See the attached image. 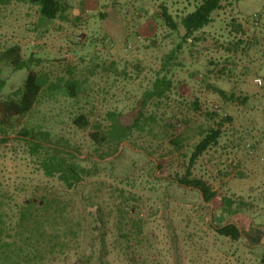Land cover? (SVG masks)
Returning <instances> with one entry per match:
<instances>
[{"label": "rangeland", "instance_id": "rangeland-1", "mask_svg": "<svg viewBox=\"0 0 264 264\" xmlns=\"http://www.w3.org/2000/svg\"><path fill=\"white\" fill-rule=\"evenodd\" d=\"M59 2L50 20L37 4L0 0V264H263L264 67L247 47L264 50V26L251 37L238 24L264 11L224 0L183 41L182 18L201 0ZM14 45L26 67L4 59ZM31 70L46 83L27 114L11 116L4 102ZM81 114L86 127L73 121ZM96 126L101 136L132 128L118 144L95 141ZM217 127L190 167L216 192L206 202L177 179ZM23 129L47 132L87 174L73 187L48 176ZM228 223L240 238L217 231Z\"/></svg>", "mask_w": 264, "mask_h": 264}, {"label": "trees", "instance_id": "trees-1", "mask_svg": "<svg viewBox=\"0 0 264 264\" xmlns=\"http://www.w3.org/2000/svg\"><path fill=\"white\" fill-rule=\"evenodd\" d=\"M33 4L39 5L40 13L42 17L47 19H55L60 13L59 0H26ZM224 0H202L196 8L186 14L182 18V24L185 32L182 35L183 41H188L197 31L203 27L209 25L213 21V12L217 9H221ZM164 13L166 21L171 25H177L173 20V17L164 7ZM21 47L18 45L11 46L4 53L3 57L9 60L16 69H20L27 66L26 60L20 55ZM164 83V81H161ZM46 80L37 72L29 71L24 84L15 91V98H10L4 102L5 110L7 114L11 116L27 114L35 104L37 97L43 89ZM5 81L0 80V90L4 87ZM74 86H69L71 93ZM220 93L224 95V91L220 90ZM231 96H234L233 94ZM229 119V118H225ZM74 123L80 127H86L89 125V119L81 114L73 119ZM138 122V118L135 123ZM134 123V124H135ZM96 130L92 132V137L95 141H101L102 139L114 141L119 144L120 140L127 134L132 128L131 126L124 127H112L110 133L102 132L100 134L101 126H96ZM23 138L29 142L31 150L37 155L39 163L43 167L45 173L48 176H57L66 186L73 187L76 183L80 182L87 174V169L76 161L69 159L66 156L64 149L52 142L49 139L47 132H35L33 130L23 129L21 131ZM221 135V128H211L195 145V148L190 157L189 169L183 177L177 179V181L187 187L197 189L203 200L209 202L216 192L202 178L192 177L190 167L194 165L198 157L206 151L211 145L217 143L218 138ZM6 139V138H4ZM118 146L115 148L117 150ZM220 234H224L233 239L241 237V231L235 223H228L217 228ZM264 264V257L262 258Z\"/></svg>", "mask_w": 264, "mask_h": 264}, {"label": "crops", "instance_id": "crops-1", "mask_svg": "<svg viewBox=\"0 0 264 264\" xmlns=\"http://www.w3.org/2000/svg\"><path fill=\"white\" fill-rule=\"evenodd\" d=\"M247 1H248V3L250 5L254 6L257 11H260V12H261V10L264 11V0H247ZM71 2H72V0H63V3H62L63 5H61V6H63V8H70V7H72V3ZM250 18H251V16H249L245 21H239L238 27L242 30V32H244L245 34L253 37V36L258 35V33H256V34L254 33L256 29L252 28V22H251ZM213 23H214V17H213V21L209 25H207V26L203 27L202 29H200L199 31H197L188 40L193 41V39H196L195 37L202 35V32L206 31L207 27L211 26ZM261 26H264V13L262 14ZM199 40H200V38H199ZM248 46H249V47H247L248 52H252L253 53V57H254L253 60H254L255 65L257 67L261 66V68H263L264 67V50L258 54L257 51H256V47L258 46L257 44L251 45V43H248ZM179 47L180 46H178V48ZM178 48H172L171 51H174L175 53H177ZM193 54H194V52H193ZM251 61H252V59H251ZM252 65H253V61H252ZM262 78H264V77H262ZM243 159H244L243 155H240L238 160H240V162L242 163ZM254 239H258L257 233L254 235ZM253 246L254 245L250 244V247H251L250 251H254Z\"/></svg>", "mask_w": 264, "mask_h": 264}, {"label": "built area", "instance_id": "built-area-1", "mask_svg": "<svg viewBox=\"0 0 264 264\" xmlns=\"http://www.w3.org/2000/svg\"><path fill=\"white\" fill-rule=\"evenodd\" d=\"M260 14L258 12L253 13V15L251 16V22H252V28H258L261 24V20H260ZM255 81L259 84H262V79L260 77L255 78Z\"/></svg>", "mask_w": 264, "mask_h": 264}]
</instances>
